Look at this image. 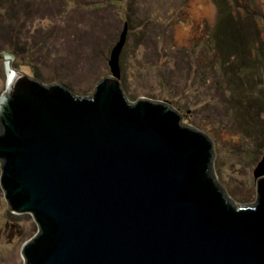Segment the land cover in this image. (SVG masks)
Returning <instances> with one entry per match:
<instances>
[{
  "label": "water",
  "instance_id": "obj_1",
  "mask_svg": "<svg viewBox=\"0 0 264 264\" xmlns=\"http://www.w3.org/2000/svg\"><path fill=\"white\" fill-rule=\"evenodd\" d=\"M126 34L89 96L0 53V184L38 227L25 264H264V155L254 202L238 205L216 182L210 138L168 103L126 99Z\"/></svg>",
  "mask_w": 264,
  "mask_h": 264
},
{
  "label": "rangeland",
  "instance_id": "obj_2",
  "mask_svg": "<svg viewBox=\"0 0 264 264\" xmlns=\"http://www.w3.org/2000/svg\"><path fill=\"white\" fill-rule=\"evenodd\" d=\"M3 2L0 53L11 55L12 68L80 96L110 75V52L126 24L119 56L126 99L168 103L212 141L222 190L238 205L254 202L253 172L264 155V0ZM222 17L235 23L232 32L243 29L245 41L218 40ZM249 63L252 80L244 74ZM5 68L0 59V96ZM37 233L30 213L8 208L0 184V264H25L22 249Z\"/></svg>",
  "mask_w": 264,
  "mask_h": 264
},
{
  "label": "trees",
  "instance_id": "obj_3",
  "mask_svg": "<svg viewBox=\"0 0 264 264\" xmlns=\"http://www.w3.org/2000/svg\"><path fill=\"white\" fill-rule=\"evenodd\" d=\"M4 0H0V5L1 4H3L4 3V5H5V2H3ZM60 2H62V0H59ZM63 1H67V2H69L70 0H63ZM14 2H17V3H19V5H18V7L20 8V2H21V0H10V8H12V6L11 5H13L14 6ZM26 4V3H25ZM6 7V6H5ZM11 11L13 10V9H10ZM15 11V10H14ZM15 14V13H14ZM222 21H221V23H220V27H219V29H220V38L218 39L219 41H220V39L222 40V41H227V40H230V41H234V40H239V42L240 41H245L244 40V38H243V29L241 28L240 30H238V31H234V32H232V29H234L235 30V26L233 25V24H235L234 22H232L231 21V18L230 17H222V19H221ZM230 21L233 23V24H230ZM223 31L224 32H226V34H227V36L230 38H226V36L223 34ZM249 36H250V34H249ZM225 38V39H223V38ZM232 39V40H231ZM238 41H236V43H237ZM247 42V41H246ZM227 44H230V45H233V43L232 42H229V43H227ZM240 44H242V43H240ZM229 45V46H230ZM238 46V45H237ZM229 49H227L226 50V54H228L229 53ZM259 62H260V65H262L263 67H264V60H259ZM250 64L251 63H249V64H247V65H245L246 66V68L244 67V69H245V71H244V74L246 75L245 77L246 78H248V80L250 79V80H252L251 78H253V76L251 75V74H253V72L251 73L250 72V70H252V67L250 66ZM254 66H255V64H253V68H254ZM237 74H238V72H237ZM35 75H37L36 73H35ZM230 82H231V79H230ZM250 85V84H249ZM250 95V94H249ZM248 110V109H247Z\"/></svg>",
  "mask_w": 264,
  "mask_h": 264
},
{
  "label": "bare ground",
  "instance_id": "obj_4",
  "mask_svg": "<svg viewBox=\"0 0 264 264\" xmlns=\"http://www.w3.org/2000/svg\"><path fill=\"white\" fill-rule=\"evenodd\" d=\"M26 70V69H25Z\"/></svg>",
  "mask_w": 264,
  "mask_h": 264
}]
</instances>
